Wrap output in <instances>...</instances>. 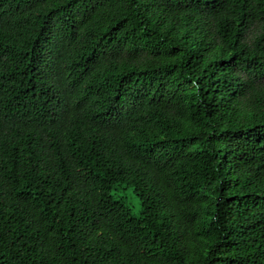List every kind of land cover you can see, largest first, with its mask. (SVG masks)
I'll list each match as a JSON object with an SVG mask.
<instances>
[{
  "label": "trees",
  "instance_id": "1",
  "mask_svg": "<svg viewBox=\"0 0 264 264\" xmlns=\"http://www.w3.org/2000/svg\"><path fill=\"white\" fill-rule=\"evenodd\" d=\"M0 264H264V0H0Z\"/></svg>",
  "mask_w": 264,
  "mask_h": 264
},
{
  "label": "rangeland",
  "instance_id": "2",
  "mask_svg": "<svg viewBox=\"0 0 264 264\" xmlns=\"http://www.w3.org/2000/svg\"><path fill=\"white\" fill-rule=\"evenodd\" d=\"M133 199H134V198H133ZM133 199H132V200H133Z\"/></svg>",
  "mask_w": 264,
  "mask_h": 264
}]
</instances>
